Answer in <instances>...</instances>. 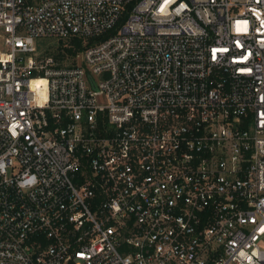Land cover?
<instances>
[{"label":"built area","instance_id":"obj_1","mask_svg":"<svg viewBox=\"0 0 264 264\" xmlns=\"http://www.w3.org/2000/svg\"><path fill=\"white\" fill-rule=\"evenodd\" d=\"M0 264H264V0H0Z\"/></svg>","mask_w":264,"mask_h":264},{"label":"trees","instance_id":"obj_2","mask_svg":"<svg viewBox=\"0 0 264 264\" xmlns=\"http://www.w3.org/2000/svg\"><path fill=\"white\" fill-rule=\"evenodd\" d=\"M112 33H114V32H111V34ZM109 34H106L105 36L100 37L98 39L90 40V42L87 46L94 45V44H97V43L105 40L109 36ZM59 42H60V46L56 49L55 53H51L49 55L53 56L55 59H57L60 62H64V60L67 59V61L70 64H75L74 57L76 56V54L78 52L85 49V47L83 46L82 40L78 39V38L71 39L69 41L70 47H67L63 41H59ZM42 43H43L42 40L38 41L37 47L40 46ZM35 87H36V89L39 90L41 96L45 95L46 83L43 80L36 81Z\"/></svg>","mask_w":264,"mask_h":264},{"label":"rangeland","instance_id":"obj_3","mask_svg":"<svg viewBox=\"0 0 264 264\" xmlns=\"http://www.w3.org/2000/svg\"><path fill=\"white\" fill-rule=\"evenodd\" d=\"M42 41L43 43L40 46H38V49H37V55L40 58L51 56L49 54L55 53L56 49L60 46L59 40H56V39H45ZM64 43L66 44V42ZM1 51L3 50L1 49Z\"/></svg>","mask_w":264,"mask_h":264},{"label":"bare ground","instance_id":"obj_4","mask_svg":"<svg viewBox=\"0 0 264 264\" xmlns=\"http://www.w3.org/2000/svg\"><path fill=\"white\" fill-rule=\"evenodd\" d=\"M36 81H38V80H36ZM36 81H33V83H32V85H33L34 88H36V87H35V83H36Z\"/></svg>","mask_w":264,"mask_h":264}]
</instances>
